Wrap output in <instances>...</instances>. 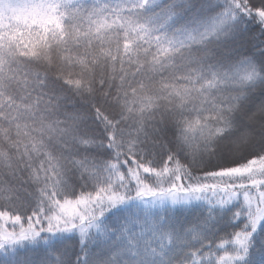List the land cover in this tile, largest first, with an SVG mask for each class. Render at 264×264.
Here are the masks:
<instances>
[{
	"label": "snow or ice",
	"instance_id": "1",
	"mask_svg": "<svg viewBox=\"0 0 264 264\" xmlns=\"http://www.w3.org/2000/svg\"><path fill=\"white\" fill-rule=\"evenodd\" d=\"M0 176V264H257L264 0H0Z\"/></svg>",
	"mask_w": 264,
	"mask_h": 264
},
{
	"label": "trees",
	"instance_id": "2",
	"mask_svg": "<svg viewBox=\"0 0 264 264\" xmlns=\"http://www.w3.org/2000/svg\"><path fill=\"white\" fill-rule=\"evenodd\" d=\"M72 2L75 3V2H77V0H72ZM81 2H85V0H81ZM91 2H92V0H87V3L90 4ZM221 2H222V0H221ZM257 178H262V177L257 176ZM0 179H8V177L0 176ZM209 183H211V182H209ZM262 190H264V189H262ZM210 193L208 194L209 196L212 195ZM0 203H2V201H0ZM205 203H207V201H205ZM0 211H10V208H8V207H0ZM10 223L11 222H10L9 217H5L3 219H0V226L7 227V228H9V230H10ZM26 226L27 225L25 224V227ZM216 243L219 244L220 241H216ZM254 259L257 261V264H264V256L257 255V256L254 257Z\"/></svg>",
	"mask_w": 264,
	"mask_h": 264
},
{
	"label": "rangeland",
	"instance_id": "3",
	"mask_svg": "<svg viewBox=\"0 0 264 264\" xmlns=\"http://www.w3.org/2000/svg\"><path fill=\"white\" fill-rule=\"evenodd\" d=\"M257 179H264V177H262V178H257ZM210 194H212V193H210ZM212 196V195H211ZM216 199H219V197H216Z\"/></svg>",
	"mask_w": 264,
	"mask_h": 264
}]
</instances>
